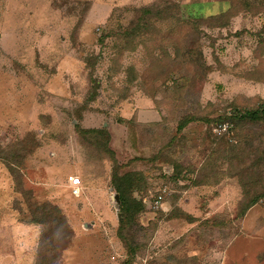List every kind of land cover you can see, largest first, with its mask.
<instances>
[{
  "label": "rangeland",
  "instance_id": "374dc122",
  "mask_svg": "<svg viewBox=\"0 0 264 264\" xmlns=\"http://www.w3.org/2000/svg\"><path fill=\"white\" fill-rule=\"evenodd\" d=\"M263 105L264 0H0V264H264Z\"/></svg>",
  "mask_w": 264,
  "mask_h": 264
},
{
  "label": "trees",
  "instance_id": "16d2710c",
  "mask_svg": "<svg viewBox=\"0 0 264 264\" xmlns=\"http://www.w3.org/2000/svg\"><path fill=\"white\" fill-rule=\"evenodd\" d=\"M238 117L240 119H246L249 121H258L262 118H264V105L261 106L260 109L252 110V111H245L244 113L242 111H238ZM132 176L134 175L131 174ZM131 175H124V176H118L117 178H114L111 182L115 184L114 189L118 196L119 203H120V212L123 214V217L125 218V222L127 224H131L134 220L135 212L141 211L144 207L142 204L143 202L136 200L135 198H132L131 196V186H134L131 182H129V176ZM252 200L249 204H247V208L250 207L253 204ZM257 199L255 198V202ZM29 207V205H28ZM32 209H30L31 214L33 215H40L48 219L49 221L43 222H35L36 225H42V226H49V223H56L58 224L56 226L60 228H65V219L62 215H60L59 211H51L50 213L47 212L48 205H37L31 204ZM154 213L160 212V210L153 211ZM51 229V227H49ZM43 232V229H42ZM40 233V237L38 240V243L36 247L34 248V264H54L57 256L55 255V252L57 250L56 246L53 245L54 234L46 232Z\"/></svg>",
  "mask_w": 264,
  "mask_h": 264
},
{
  "label": "built area",
  "instance_id": "2783aa9c",
  "mask_svg": "<svg viewBox=\"0 0 264 264\" xmlns=\"http://www.w3.org/2000/svg\"><path fill=\"white\" fill-rule=\"evenodd\" d=\"M70 185H71V193L73 196H78L79 191L81 189L80 186V179L79 178H71L70 180ZM170 194V189L167 187H163L160 191V193L152 199V202L150 201L149 203V209L156 211L160 210L163 205V199L165 196H169Z\"/></svg>",
  "mask_w": 264,
  "mask_h": 264
},
{
  "label": "water",
  "instance_id": "95a60500",
  "mask_svg": "<svg viewBox=\"0 0 264 264\" xmlns=\"http://www.w3.org/2000/svg\"><path fill=\"white\" fill-rule=\"evenodd\" d=\"M114 199H115V201H116V203H117V205H118V204H119L118 196H117V195H114Z\"/></svg>",
  "mask_w": 264,
  "mask_h": 264
}]
</instances>
